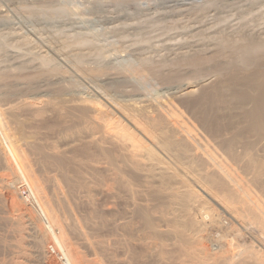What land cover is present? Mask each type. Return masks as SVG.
<instances>
[{
    "label": "bare ground",
    "instance_id": "6f19581e",
    "mask_svg": "<svg viewBox=\"0 0 264 264\" xmlns=\"http://www.w3.org/2000/svg\"><path fill=\"white\" fill-rule=\"evenodd\" d=\"M254 58L196 96L188 90L190 117L171 100L7 99L4 116L22 143L4 136L0 110V264H122L123 248L132 264H164L169 245L170 260L264 264V157L254 154L264 152V63ZM230 163L259 195L234 186ZM224 208L254 228L234 233ZM242 229L248 236L236 239Z\"/></svg>",
    "mask_w": 264,
    "mask_h": 264
},
{
    "label": "rangeland",
    "instance_id": "374dc122",
    "mask_svg": "<svg viewBox=\"0 0 264 264\" xmlns=\"http://www.w3.org/2000/svg\"><path fill=\"white\" fill-rule=\"evenodd\" d=\"M263 46L264 0H0L2 132L6 139L12 135L6 100L37 93L120 105L171 100L185 112L188 90L196 96L202 84L211 86L248 59L264 63ZM229 171L235 187L259 195L250 173L233 163ZM194 206L201 221L200 204ZM224 209L233 216L234 233L248 228V217ZM59 211L70 223L68 206L60 204ZM214 227L207 224L203 233L209 244ZM247 236L242 229L236 239ZM164 239L170 244L173 238ZM172 249L167 247L164 264H198L186 255L170 260ZM118 252L122 264H132L126 248Z\"/></svg>",
    "mask_w": 264,
    "mask_h": 264
}]
</instances>
